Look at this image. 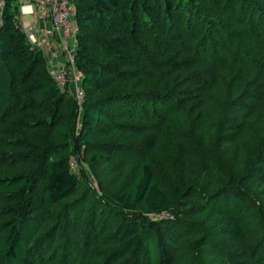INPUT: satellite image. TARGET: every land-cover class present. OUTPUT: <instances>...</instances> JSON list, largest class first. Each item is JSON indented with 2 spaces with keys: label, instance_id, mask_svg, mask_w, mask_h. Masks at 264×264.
I'll list each match as a JSON object with an SVG mask.
<instances>
[{
  "label": "trees",
  "instance_id": "16d2710c",
  "mask_svg": "<svg viewBox=\"0 0 264 264\" xmlns=\"http://www.w3.org/2000/svg\"><path fill=\"white\" fill-rule=\"evenodd\" d=\"M4 1L0 264H264V0H72L81 101Z\"/></svg>",
  "mask_w": 264,
  "mask_h": 264
},
{
  "label": "built area",
  "instance_id": "2783aa9c",
  "mask_svg": "<svg viewBox=\"0 0 264 264\" xmlns=\"http://www.w3.org/2000/svg\"><path fill=\"white\" fill-rule=\"evenodd\" d=\"M5 1L0 0V27L2 25V11ZM34 13L41 23V27H36L32 24L23 23V30L31 42V44L40 46L42 39L39 37V30L43 37L54 42H60L63 50L70 49L69 57L67 60L66 69H55L48 65L50 74L61 87L67 84L74 83L76 86V96L78 101L82 99V91L79 83L82 79V73L76 68L75 65V50H76V35L78 32V24L76 20L77 10L76 5L72 0H32L30 5ZM45 26H43L44 23ZM53 42V43H54ZM59 43L58 46L60 47ZM57 55L55 54L54 57Z\"/></svg>",
  "mask_w": 264,
  "mask_h": 264
},
{
  "label": "rangeland",
  "instance_id": "374dc122",
  "mask_svg": "<svg viewBox=\"0 0 264 264\" xmlns=\"http://www.w3.org/2000/svg\"><path fill=\"white\" fill-rule=\"evenodd\" d=\"M20 3H21V6H23L25 4V2H23V0H21ZM21 6H20V8H21ZM27 19H29L28 16H27ZM36 19H37L36 23H38L39 19L38 18H36ZM26 24H30L29 21L26 22ZM45 24H47V23L45 22L43 24V26H45ZM32 25H34V24H32ZM22 26H23V24H22ZM39 37H41V39H42L40 46L42 47L44 45L42 47V50L44 51L45 57L48 61V65L54 67L55 69H59V70L60 69H66L67 68V60L69 57L68 52L70 51V49L68 48L67 50H63V48L60 45L61 41L54 42L53 40L50 41V40L46 39L45 37L42 36L40 30H39ZM58 43H59L60 47L58 46ZM55 54L57 55L56 57H54ZM70 85H71V87H70L71 91L75 92L76 91L75 84L71 83ZM134 159H135L134 156H131V154H127L124 157L120 158L117 163H119L120 168L122 170H127L129 172H132L135 170Z\"/></svg>",
  "mask_w": 264,
  "mask_h": 264
},
{
  "label": "crops",
  "instance_id": "0c3cea01",
  "mask_svg": "<svg viewBox=\"0 0 264 264\" xmlns=\"http://www.w3.org/2000/svg\"><path fill=\"white\" fill-rule=\"evenodd\" d=\"M23 2H25V4L23 6H21V8L25 7V6H29L30 3L32 2V0H23ZM21 8H20V11H21ZM31 9L33 10L32 7H31ZM27 16H28L29 19H27ZM36 18L37 17L34 15V13H31V12L22 13L21 12V22H22V24L29 21L30 24H34L36 27L39 28V27H41V23H40V21H38V23H36V21H37Z\"/></svg>",
  "mask_w": 264,
  "mask_h": 264
},
{
  "label": "clouds",
  "instance_id": "9594fccd",
  "mask_svg": "<svg viewBox=\"0 0 264 264\" xmlns=\"http://www.w3.org/2000/svg\"><path fill=\"white\" fill-rule=\"evenodd\" d=\"M31 11H32L31 6H25V7L21 8V12L22 13H28V12H31Z\"/></svg>",
  "mask_w": 264,
  "mask_h": 264
}]
</instances>
